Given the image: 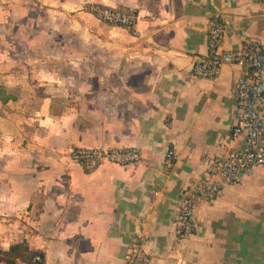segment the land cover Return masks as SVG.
Masks as SVG:
<instances>
[{
	"label": "crops",
	"instance_id": "1",
	"mask_svg": "<svg viewBox=\"0 0 264 264\" xmlns=\"http://www.w3.org/2000/svg\"><path fill=\"white\" fill-rule=\"evenodd\" d=\"M44 1L56 6L47 9L55 18L85 2L132 8L138 34L99 20L114 38L86 46L78 89L113 96L109 106H63L75 91L58 72L0 56V250L25 240L44 253L45 264H123L142 238L151 264H264V165L200 202L187 238L175 232L187 190L239 147L230 132L242 69L225 65L217 80L192 76V60L207 51L208 17L230 19L224 49L264 45V3ZM60 54L52 52V61H64ZM81 146L132 147L140 162L83 167L68 156Z\"/></svg>",
	"mask_w": 264,
	"mask_h": 264
},
{
	"label": "built area",
	"instance_id": "2",
	"mask_svg": "<svg viewBox=\"0 0 264 264\" xmlns=\"http://www.w3.org/2000/svg\"><path fill=\"white\" fill-rule=\"evenodd\" d=\"M88 12L106 24L128 29L134 36L138 34V14L132 8L92 4ZM230 24V19L220 13L208 17L207 51L194 57L191 71L194 78L217 80L225 65L235 64L242 69L234 89V123L230 132L239 147L216 158L214 172L198 180L180 200L175 218L178 239L193 233V215L200 202L215 197L226 184H243L245 177L264 165V45L254 41L235 50L224 49ZM174 156L175 151L168 148L166 161L171 162ZM72 159L90 168L106 163L133 165L140 162V152L132 147L85 148L75 150ZM142 241L139 238L129 246L123 264H151Z\"/></svg>",
	"mask_w": 264,
	"mask_h": 264
},
{
	"label": "rangeland",
	"instance_id": "3",
	"mask_svg": "<svg viewBox=\"0 0 264 264\" xmlns=\"http://www.w3.org/2000/svg\"><path fill=\"white\" fill-rule=\"evenodd\" d=\"M24 2L22 0L18 4V0H0V56L4 54L11 61L22 60V64L32 71L34 69L40 72L42 69L40 67L43 66L49 73L58 72L63 77L65 87L75 91L64 95L63 106H109L113 96H106L103 100L102 96L86 95L85 91L78 89L84 81L81 73L86 66L88 56L86 46H89V41L92 45V41H96L97 44L98 39L114 38L99 19L88 15L92 4L102 3L85 2L71 15L55 18L47 9L56 6L49 5L43 0L40 11H35L40 3L37 0H28L24 14L20 11ZM55 40H59L62 45L57 44ZM60 50L65 52V57L64 53L59 55V59L64 61L53 62L52 60L56 58L52 56V52L58 53ZM91 65H97V62ZM85 148L111 147H75L68 151L69 159L81 165L72 159V154L77 149ZM2 217L3 215H0V221H3Z\"/></svg>",
	"mask_w": 264,
	"mask_h": 264
},
{
	"label": "trees",
	"instance_id": "4",
	"mask_svg": "<svg viewBox=\"0 0 264 264\" xmlns=\"http://www.w3.org/2000/svg\"><path fill=\"white\" fill-rule=\"evenodd\" d=\"M12 97L8 95V98ZM0 262L3 264H45V255L41 250L31 248L25 240H22L11 244L7 250H0Z\"/></svg>",
	"mask_w": 264,
	"mask_h": 264
}]
</instances>
